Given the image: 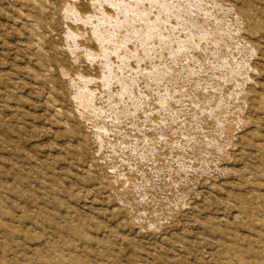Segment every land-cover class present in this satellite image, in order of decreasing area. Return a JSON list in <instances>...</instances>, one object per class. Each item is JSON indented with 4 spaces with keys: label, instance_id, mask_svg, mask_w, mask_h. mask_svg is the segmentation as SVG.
Segmentation results:
<instances>
[{
    "label": "rangeland",
    "instance_id": "1",
    "mask_svg": "<svg viewBox=\"0 0 264 264\" xmlns=\"http://www.w3.org/2000/svg\"><path fill=\"white\" fill-rule=\"evenodd\" d=\"M0 264H264V0H0Z\"/></svg>",
    "mask_w": 264,
    "mask_h": 264
}]
</instances>
